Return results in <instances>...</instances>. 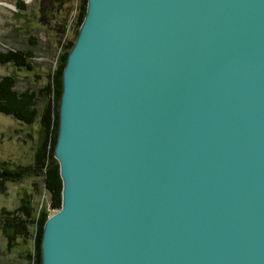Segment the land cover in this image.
<instances>
[{"label":"water","instance_id":"water-1","mask_svg":"<svg viewBox=\"0 0 264 264\" xmlns=\"http://www.w3.org/2000/svg\"><path fill=\"white\" fill-rule=\"evenodd\" d=\"M54 158L41 264H264V0H87Z\"/></svg>","mask_w":264,"mask_h":264},{"label":"rangeland","instance_id":"rangeland-1","mask_svg":"<svg viewBox=\"0 0 264 264\" xmlns=\"http://www.w3.org/2000/svg\"><path fill=\"white\" fill-rule=\"evenodd\" d=\"M23 3L24 10L19 8ZM82 2L73 0L60 12L48 0H0V51H29L33 58L32 71L19 70L12 65H0V78L13 75L18 78L17 90L41 89L49 82V75L57 66L58 55L66 50L69 42H74L78 30L77 17ZM65 32L61 36L64 20ZM39 123L29 126L12 117L0 114V166H26L32 163L36 143L39 138ZM31 198L37 211L46 209L48 216L55 212L50 208V196L46 193L41 179L27 178L22 183H7L0 190V216L3 209L15 211L21 199ZM36 226L31 230L28 244L18 241L10 247L0 230V264H28L21 256L34 249L37 237Z\"/></svg>","mask_w":264,"mask_h":264},{"label":"trees","instance_id":"trees-1","mask_svg":"<svg viewBox=\"0 0 264 264\" xmlns=\"http://www.w3.org/2000/svg\"><path fill=\"white\" fill-rule=\"evenodd\" d=\"M73 0H48L49 4L57 7L60 12H66ZM82 2L78 14V30L74 42L78 36L79 28L86 16L87 0ZM19 8L24 10L25 5L21 2ZM66 17L62 25L61 36L67 25ZM74 42L66 45V50L58 55L57 66L49 75L48 84L41 89L27 88L25 91L17 90L18 78L7 75L0 78V114L12 117L16 121L33 125L39 123V138L36 143L35 155L31 164L26 166L11 167L7 164L0 166V190L7 183H22L27 178L41 179L46 193L50 196V207L57 212L62 207V179L57 161L54 158V148L58 133V110L62 93V75L67 57ZM33 55L29 51L7 52L0 51V65H12L19 70L32 71L31 60ZM49 218L46 209L37 211L36 205L31 198L21 199V205L15 211L2 210L0 216V230L8 240L9 248L18 245V241L28 244L32 237V228L36 226L37 237L35 240L36 264L40 262V243L43 226ZM24 261L31 263V251L21 254Z\"/></svg>","mask_w":264,"mask_h":264},{"label":"built area","instance_id":"built-area-1","mask_svg":"<svg viewBox=\"0 0 264 264\" xmlns=\"http://www.w3.org/2000/svg\"><path fill=\"white\" fill-rule=\"evenodd\" d=\"M48 194V193H47ZM49 195V194H48ZM50 201H49V205H50ZM51 208V207H50ZM55 212V211H54ZM32 254V259H31V263L30 264H36V251H35V242H34V249L31 251Z\"/></svg>","mask_w":264,"mask_h":264}]
</instances>
